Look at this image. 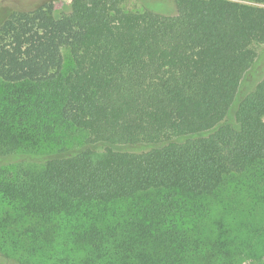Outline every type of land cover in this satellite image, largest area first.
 Instances as JSON below:
<instances>
[{"label":"trees","instance_id":"trees-1","mask_svg":"<svg viewBox=\"0 0 264 264\" xmlns=\"http://www.w3.org/2000/svg\"><path fill=\"white\" fill-rule=\"evenodd\" d=\"M55 1H0V204L19 213L13 236L30 239L34 264H180L198 240L183 227L230 184L264 185V73L240 96L264 0H173L174 16L125 0H69L55 16Z\"/></svg>","mask_w":264,"mask_h":264},{"label":"rangeland","instance_id":"rangeland-1","mask_svg":"<svg viewBox=\"0 0 264 264\" xmlns=\"http://www.w3.org/2000/svg\"><path fill=\"white\" fill-rule=\"evenodd\" d=\"M0 1L6 5L11 0ZM226 1L249 4L248 0ZM69 6V0H56L54 15L67 13ZM124 7L129 11H151L161 16H174L176 12L173 0H125ZM256 55L257 61L246 69L240 96L250 93L263 76L264 45L256 48ZM63 58L64 68L68 70L71 63L65 51ZM223 198V205L213 206L209 217L181 229L192 231L198 240L183 252L178 263L183 264L184 259L189 261L187 264H259L264 259V185L255 183V187L249 189L245 184L239 187L230 184L224 189ZM151 200L143 196L135 197L133 202L140 206ZM16 210L0 204V262L4 263L1 259L5 256L10 264H34L37 256L20 245L30 243V239L22 236L18 240L17 235L13 236L16 230L21 232L23 228Z\"/></svg>","mask_w":264,"mask_h":264}]
</instances>
